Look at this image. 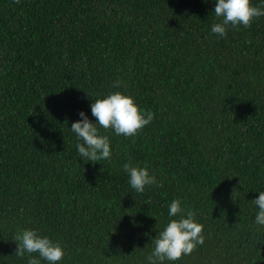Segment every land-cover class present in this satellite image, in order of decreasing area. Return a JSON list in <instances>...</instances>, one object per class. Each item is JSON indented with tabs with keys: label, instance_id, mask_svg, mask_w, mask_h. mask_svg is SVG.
<instances>
[{
	"label": "trees",
	"instance_id": "obj_1",
	"mask_svg": "<svg viewBox=\"0 0 264 264\" xmlns=\"http://www.w3.org/2000/svg\"><path fill=\"white\" fill-rule=\"evenodd\" d=\"M213 7L0 0V264H26L25 227L61 243L59 264H144L175 197L203 242L165 264H264V15L219 37ZM117 90L153 118L134 137L101 129L112 156L84 162L69 127ZM125 162L159 183L136 193Z\"/></svg>",
	"mask_w": 264,
	"mask_h": 264
},
{
	"label": "clouds",
	"instance_id": "obj_2",
	"mask_svg": "<svg viewBox=\"0 0 264 264\" xmlns=\"http://www.w3.org/2000/svg\"><path fill=\"white\" fill-rule=\"evenodd\" d=\"M212 11L218 22L210 25V32L223 37L228 25L248 26L254 17L264 15V0L253 4L252 0H211ZM118 81H113L117 84ZM90 114L81 110L79 119L73 120L69 129L74 133L77 157L84 162H97L112 156L109 137L101 129L111 128L116 135L135 136L137 131L148 124L153 113L137 105L130 94L119 90L97 95L90 103ZM127 173L128 184L136 193L145 191V186L158 184L150 174L148 166L125 162L122 165ZM254 197V223L264 227V190H258ZM169 218L152 240L151 250L144 256V264H165L182 255H188L203 242L202 224L195 219L190 209H185L179 197L172 198L167 205ZM16 242L15 254L26 257V264H59L64 256V248L57 240L39 233L35 228H18L12 238ZM36 253V255H31Z\"/></svg>",
	"mask_w": 264,
	"mask_h": 264
}]
</instances>
